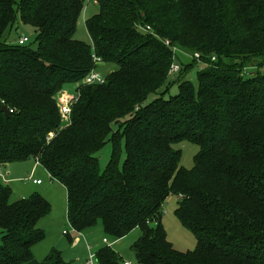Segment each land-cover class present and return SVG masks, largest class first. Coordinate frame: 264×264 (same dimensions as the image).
Listing matches in <instances>:
<instances>
[{"label": "trees", "instance_id": "1", "mask_svg": "<svg viewBox=\"0 0 264 264\" xmlns=\"http://www.w3.org/2000/svg\"><path fill=\"white\" fill-rule=\"evenodd\" d=\"M83 1L0 0V164L32 158L64 186L72 229L99 221L108 242L94 249L96 264H121L110 243L132 229L137 264H264V0H94L89 42L73 36ZM21 24L33 34L17 43ZM193 52L205 62L195 83ZM92 54L110 69L87 84L99 70ZM172 61L181 78L168 93ZM64 88L65 117L55 102ZM182 140L197 145L190 167L179 163ZM169 194L192 248L166 238ZM48 210L36 191L11 198L0 178V264L32 260ZM37 264L68 262L50 249Z\"/></svg>", "mask_w": 264, "mask_h": 264}, {"label": "rangeland", "instance_id": "2", "mask_svg": "<svg viewBox=\"0 0 264 264\" xmlns=\"http://www.w3.org/2000/svg\"><path fill=\"white\" fill-rule=\"evenodd\" d=\"M97 10V5L92 0H84L82 9L78 15L76 26L73 32V36L82 41L89 42L88 34L84 27V18L94 13ZM5 31L3 36H7V39L12 41L16 38L17 31ZM20 34H25L28 39H31L33 34L32 26L29 24H21ZM33 43V42H32ZM182 62H187L189 57L182 55ZM99 64V63H98ZM193 67L190 66L189 72L186 77L195 83V70L197 64H201L194 60ZM99 71L104 73L110 69V66L102 63L98 66ZM103 75V74H102ZM169 79L168 93H173L177 90L175 78L177 73L167 74ZM176 76V77H175ZM181 78V77H177ZM176 78V79H177ZM68 91V90H67ZM166 93V94H168ZM112 128H115L114 124H111ZM177 147L180 149L179 163L184 167H190L192 164V154L196 151L197 145L186 140H182L177 143ZM111 152V143L107 140L98 150V166L101 170L106 163ZM117 164L120 165L123 159V145L122 140L119 141L118 149L116 152ZM8 168V174H6L5 182L11 188V198H17L18 196H25L32 191L41 193L49 202V210L46 214L41 216L37 222V226L43 231V237L31 245V251L34 260L37 262L45 255L50 249L60 251L63 259L68 264L78 263V261L85 255L83 249L84 238L89 242L92 250L96 246L101 245L102 231L100 223L97 221L93 226L88 229L75 231L70 227L65 218V192L63 186L56 181H49L46 172L41 166L36 165L33 159L25 158L23 160L10 161L3 163ZM3 164H0V170H3ZM35 177L41 180L40 184L30 183V178ZM24 193V194H21ZM17 195V196H16ZM175 205V196L169 194L162 207L160 222L165 229L166 238L172 243V246L178 250H185L192 248L195 243V237L193 233L186 226L182 225L173 214V208ZM66 229L68 232L65 234L62 232ZM69 234V235H67ZM83 236H82V235ZM138 234L137 229L130 230L126 235L111 242L110 245L117 251L122 260H128L130 264H137L134 258V253L130 247L131 242ZM71 236L72 239L69 237ZM77 242H75L76 239Z\"/></svg>", "mask_w": 264, "mask_h": 264}, {"label": "built area", "instance_id": "3", "mask_svg": "<svg viewBox=\"0 0 264 264\" xmlns=\"http://www.w3.org/2000/svg\"><path fill=\"white\" fill-rule=\"evenodd\" d=\"M27 39H28L27 35L20 34L17 36L16 42L17 43H23ZM191 56L194 58V60L201 63L199 65L197 64V69L203 67L205 62L201 59L200 54L198 52H193ZM213 58L214 57L211 55L210 59H213ZM92 60H93V63H99L98 58L93 54H92ZM178 68H179V64L172 61V62H170L169 66H168L167 72L168 73L177 72ZM103 79H104V76L102 75V73L99 70H97V68L92 67L84 75L82 81H83V83H87V84L88 83H99V82H102ZM72 97H73V95L69 91H67V89H65V88L60 90L55 96V102H56V105L58 107V110H59L60 114L64 117L68 115V112L70 109V102H71ZM48 135H51V133H49ZM1 177H3V176L0 173V178ZM30 179L33 182H39L40 181L39 178H30ZM62 232L67 233L68 231L66 229H63ZM101 241L102 242H108V240L105 236L101 237ZM85 248H86V253L78 261L77 264H96L95 256H94V250L91 249L90 244L87 241H85ZM121 264H130V262L128 260H122Z\"/></svg>", "mask_w": 264, "mask_h": 264}, {"label": "crops", "instance_id": "4", "mask_svg": "<svg viewBox=\"0 0 264 264\" xmlns=\"http://www.w3.org/2000/svg\"><path fill=\"white\" fill-rule=\"evenodd\" d=\"M93 1V3L94 4H96L95 2H94V0H92ZM83 6V5H82ZM82 9V8H81ZM85 19V18H84ZM30 159H32V158H30ZM35 162V161H34ZM36 163V165H38V166H41L39 163H37V162H35ZM3 167H4V169L3 170H0V173L2 174V176L3 177H1L2 178V180L3 179H6L5 178V176H6V174H8V168L5 166V164H3L2 165ZM42 167V166H41ZM42 169L46 172V175H47V177L49 178V181H56V182H58L57 180H55V179H52L49 175H48V173H47V171L42 167ZM31 178H35V177H31ZM4 182H5V180H3ZM30 181V183H32V184H40L41 183V180L39 181V182H33V181H31V179L29 180ZM58 183H60V182H58ZM61 184V183H60ZM62 185V184H61ZM63 186V185H62ZM63 188H64V186H63ZM64 192H65V188H64ZM21 194H24V193H21ZM17 196V195H16ZM19 197V196H18ZM65 218H66V215H65ZM39 220V219H38ZM66 234V233H65ZM67 235H69V234H67ZM82 235V234H81ZM83 236V235H82ZM71 239H72V237L71 236H69ZM74 239H76L75 240V242H77L78 241V239L79 238H77L76 236H75V238ZM85 238H84V241L82 240V242H83V249H84V253L86 252V248H85ZM89 243V242H88ZM97 247V246H96ZM80 258H82V255H81V257ZM38 262L36 261V260H34V259H32L30 262H28L27 264H37ZM74 264H77V263H74Z\"/></svg>", "mask_w": 264, "mask_h": 264}, {"label": "water", "instance_id": "5", "mask_svg": "<svg viewBox=\"0 0 264 264\" xmlns=\"http://www.w3.org/2000/svg\"><path fill=\"white\" fill-rule=\"evenodd\" d=\"M17 32H18V30H17ZM19 34H20V32H19ZM0 109H1V111H2L3 113H6V112H7V110H6V106L3 105V104L0 106Z\"/></svg>", "mask_w": 264, "mask_h": 264}]
</instances>
